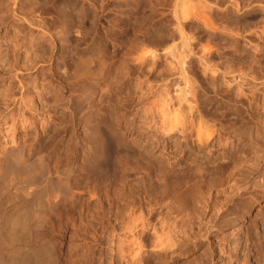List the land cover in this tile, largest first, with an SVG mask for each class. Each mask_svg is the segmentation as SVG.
Returning a JSON list of instances; mask_svg holds the SVG:
<instances>
[{"label": "rangeland", "instance_id": "1", "mask_svg": "<svg viewBox=\"0 0 264 264\" xmlns=\"http://www.w3.org/2000/svg\"><path fill=\"white\" fill-rule=\"evenodd\" d=\"M198 1L0 0V165L13 151L36 148L54 181L57 164L79 166L72 183L86 216L84 223L80 211L69 221L50 217L40 227L32 222L29 230L17 217L24 226L16 219L4 224L11 228L16 221L12 226L24 232H14H28L24 237L31 236L35 247L52 246L59 264H124L118 244L138 239L130 229L139 218L148 230L143 262L136 264H264V91L255 101L236 102L223 83L225 69L264 76V57L257 58L246 39L237 44L231 31L225 36L224 25L243 33L247 27L261 31L263 23L241 6L234 10L240 14L232 10L224 19V0ZM205 3L211 7L209 26L198 15ZM259 31L254 39L264 49ZM95 47L108 62L104 77L78 79L77 62ZM172 47L175 63L168 56ZM174 93L185 100L173 101ZM89 119L105 121L140 156L117 147L106 126L101 152ZM9 173L3 184L14 181ZM19 183L3 188H10L4 201L14 199L16 208L32 200L18 194ZM177 193L181 199L173 197ZM6 234L10 240L12 231ZM23 238L13 245L24 244ZM8 241L4 246L11 248Z\"/></svg>", "mask_w": 264, "mask_h": 264}, {"label": "bare ground", "instance_id": "2", "mask_svg": "<svg viewBox=\"0 0 264 264\" xmlns=\"http://www.w3.org/2000/svg\"><path fill=\"white\" fill-rule=\"evenodd\" d=\"M14 1H16V0H14ZM197 1V0H196ZM205 1H207L208 2V0H205ZM198 2H200V0L198 1ZM201 2H203V1H201ZM210 2V1H209ZM215 2V1H214ZM223 2V1H222ZM224 19H229L230 18V16L228 15L232 10L234 11H236V10H238L239 11V7L241 6L242 7V9L243 8H245L247 11L246 12H248V14H252V13H254V14H256V13H258L259 14V16L261 17V23H263L262 24V26L260 27V30L261 31H259L258 29V31L260 32V35L262 36V35H264V0H224ZM200 4V3H199ZM202 4V3H201ZM221 4V3H220ZM214 5V4H213ZM199 6V5H198ZM200 6H202V5H200ZM213 7V6H212ZM222 8V7H221ZM198 10H199V8H197ZM203 11H202V13L201 14H198L199 16L200 15H202V16H200L201 18H202V22L203 23H205V25L206 26H209L206 22H208V18L210 17V12H211V7H208V5L205 3L204 5H203ZM202 10V9H201ZM200 10V11H201ZM213 11V10H212ZM235 11L233 12V13H235ZM196 12V11H195ZM245 12V11H244ZM243 12V13H244ZM178 13V12H177ZM215 13V12H214ZM232 13V14H233ZM196 14V15H197ZM236 14V13H235ZM238 14H240V13H238ZM238 14H236V15H238ZM245 14V13H244ZM218 15V14H217ZM230 15H231V13H230ZM215 16V15H214ZM229 18H228V17ZM235 16V15H234ZM248 16V15H247ZM217 17V16H216ZM243 17V16H242ZM241 17V18H242ZM180 19V18H179ZM210 19V18H209ZM230 20H234L233 18L232 19H230ZM237 20V19H236ZM211 21V20H210ZM209 21V22H210ZM226 21V20H225ZM228 21V20H227ZM226 21V22H227ZM200 22V21H199ZM238 22V21H237ZM176 23V22H175ZM181 23V22H180ZM231 22L229 21V24H230ZM236 23V22H235ZM210 24V23H209ZM238 24V23H237ZM251 24V23H250ZM227 25V26H226ZM226 25H224L225 27H224V35L225 36H228V35H230L231 34V36H233V38H235V40H236V43L238 42H241V41H243V39L245 40L246 39V41H245V43L249 46L250 45V47H253V48H255L253 51H255L256 50V54H257V58H259L260 59V57H264V49L262 48V45H260L259 43H256V41H258V40H256L255 41V35H256V37H257V34H258V31L256 30H251V28H248V29H250L249 30V32H248V35H247V31H246V29L243 31V33L242 32H240V31H237V30H235V28L237 27H235V28H232V30H230L231 29V26L230 25H228V22H227V24ZM234 25V24H233ZM257 25V24H256ZM228 26H230V29H229V27ZM235 26V25H234ZM240 26V25H239ZM227 27V28H226ZM233 27V26H232ZM253 27H254V25H253ZM213 28V27H212ZM239 28V27H238ZM220 29V28H219ZM228 29H229V32H227L228 31ZM247 29V30H248ZM177 31V30H176ZM230 31H231V33H230ZM242 31V30H241ZM246 31V32H245ZM240 32V33H239ZM160 33V32H159ZM227 33H230V34H228V35H226ZM246 33V34H245ZM160 34H162V33H160ZM176 34V33H175ZM174 34V35H175ZM246 35V36H243V35ZM157 35H158V33H157ZM160 36V35H159ZM163 36V35H162ZM231 36H230V38H231ZM157 37V36H156ZM173 38V37H172ZM171 38V39H172ZM260 38H262V37H260ZM232 39V38H231ZM234 40V39H233ZM260 40V39H259ZM173 42V41H172ZM171 42V43H172ZM176 42V41H175ZM163 44L165 43V42H162ZM237 43V44H238ZM244 43V44H245ZM167 44V43H166ZM174 44V43H173ZM168 45V44H167ZM172 45V44H171ZM200 45V44H199ZM207 45V44H206ZM209 45V44H208ZM234 45V44H233ZM164 45H162V47H163ZM169 46V45H168ZM191 46V45H190ZM245 46V45H244ZM164 47H166V46H164ZM209 47V46H208ZM167 48V47H166ZM166 48H165V50H166ZM170 48V47H169ZM179 48V47H178ZM205 48V47H204ZM211 48V47H210ZM241 48H242V46H241ZM252 48V49H253ZM168 49V48H167ZM175 49V48H174ZM173 49V47H172V49L169 51V55L168 56H171V58L173 59L172 60V62L173 63H175V59H177L178 57H177V53L175 52V50ZM193 49V48H192ZM235 49V48H234ZM243 49V48H242ZM246 49H247V47H246ZM251 49V48H250ZM249 49V50H250ZM164 50V49H163ZM164 50V51H165ZM179 50V49H178ZM185 50V49H184ZM201 50V49H200ZM206 50H208V49H206ZM211 50V49H210ZM232 50V49H231ZM240 50V49H239ZM103 51V50H102ZM244 51V50H243ZM163 52V51H162ZM168 52V51H167ZM186 52V51H185ZM203 52V51H202ZM246 52V51H245ZM180 53L182 54V51H180ZM184 53V52H183ZM199 54V53H198ZM202 54V53H201ZM206 54V53H205ZM208 54H209V52H208ZM254 54H255V52H254ZM167 55V54H166ZM211 55V54H210ZM209 55V56H210ZM248 55V54H247ZM201 56V55H200ZM213 56V55H212ZM246 56V55H245ZM205 57H206V55H205ZM241 57V56H240ZM247 57V56H246ZM252 57V56H251ZM253 57H255V56H253ZM252 57V58H253ZM155 58H157V57H155ZM170 58V59H171ZM182 58V57H181ZM183 58H184V55H183ZM193 58V57H192ZM198 58V57H197ZM207 58V57H206ZM205 58V59H206ZM256 58V59H257ZM169 59V60H170ZM196 59V58H195ZM233 59V58H232ZM258 59V60H259ZM156 60V59H155ZM168 60V61H169ZM183 60V59H182ZM203 60H204V58H203ZM255 60V59H254ZM184 61V60H183ZM205 61V60H204ZM260 61V60H259ZM169 62H171V61H169ZM177 62V61H176ZM197 62V61H196ZM207 62V61H206ZM205 62V63H206ZM209 62V61H208ZM255 62H256V60H255ZM106 63H108L107 61H106V58L102 55V52H101V50L98 48V47H95V49H93V51H92V53H90V55H85L83 58H81L78 62H77V64H76V74H77V78L79 79L80 77H82V76H88V77H90V78H92L93 80H101V78L102 77H104V75H103V72H104V70H105V67H106ZM184 63H186V62H184ZM199 63V62H198ZM201 63V62H200ZM254 63V62H253ZM260 63V62H259ZM204 64V63H203ZM210 64V63H209ZM227 64V63H226ZM94 65V66H93ZM228 65V64H227ZM93 66V68L91 69V67ZM150 66V65H149ZM148 66V67H149ZM172 66V65H171ZM175 66V67H174ZM190 66V65H189ZM204 66H206L205 64H204ZM214 66V65H213ZM173 71H175L176 70V64H174L173 66ZM207 67V66H206ZM234 67V66H233ZM84 69H86V71L84 70ZM168 69V68H167ZM178 69V68H177ZM202 69V68H201ZM206 69V68H205ZM209 69V68H208ZM170 70V69H169ZM168 70V71H169ZM204 70V69H203ZM202 70V71H203ZM210 70V69H209ZM208 70V71H209ZM83 71H85V72H83ZM211 71H212V69H211ZM236 71V70H235ZM235 71H232V70H224V92H225V90H227L229 93H232V94H234L235 95V100H236V102H238V101H240L239 99H241V98H247V99H250V100H254L255 101V97L253 98V96H255V95H259L260 93H263V91H264V76H263V78H260V73H258V72H253V73H250L249 72V74L246 72V73H244L243 71L242 72H235ZM246 71V70H245ZM83 72V73H82ZM189 72V71H188ZM196 72V71H195ZM155 73V72H154ZM186 73V72H185ZM201 73V72H200ZM212 73V72H211ZM218 73V72H217ZM173 75V74H172ZM206 75H208V74H206ZM215 75V74H214ZM210 76H212V75H210ZM161 77V76H160ZM209 77V76H208ZM213 77H215V76H213ZM180 78V77H179ZM161 79V78H160ZM159 79V80H160ZM215 79H217V78H215ZM214 79V80H215ZM219 79V78H218ZM162 80V79H161ZM167 80V79H166ZM190 80H193V79H190ZM212 80V79H211ZM223 81V80H222ZM177 82V81H176ZM192 82V81H191ZM182 83V82H181ZM218 83V82H217ZM150 84V83H149ZM193 84V82L191 83V85ZM196 84V83H195ZM175 85V84H174ZM190 85V83H189V86L192 88L191 90H189L190 89V87H189V91H194V88L192 87ZM162 86V85H161ZM168 87V86H167ZM195 87V86H194ZM151 88V87H150ZM169 88V87H168ZM161 89V88H160ZM195 89H196V87H195ZM167 90V89H166ZM168 91V90H167ZM173 91V90H172ZM146 92V91H145ZM188 92V91H187ZM194 92H196V91H194ZM176 93V92H175ZM174 93V96L173 97H171V98H173V101H175V100H182L183 98H184V100H185V97L183 96H181V95H183V94H181L179 97L178 96H176V94ZM189 93V92H188ZM193 93V92H192ZM226 93V92H225ZM247 93V94H246ZM199 93L197 92V95H198ZM249 94V95H248ZM178 95V94H177ZM190 95H191V93H190ZM193 95H194V93H193ZM230 95V94H229ZM148 96V95H147ZM166 96V95H165ZM161 97V96H160ZM191 97H192V95H191ZM195 97V96H194ZM151 98V97H150ZM166 98V97H165ZM170 98V99H171ZM162 99V98H161ZM168 99V98H167ZM192 99V98H191ZM162 101H163V99H162ZM171 102H173L172 100H170ZM178 101V102H179ZM253 101V102H254ZM143 102V101H142ZM171 102H170V104H171ZM175 102H177V101H175ZM174 102V103H175ZM182 102V101H181ZM196 102V101H195ZM251 102V101H250ZM163 103V102H162ZM165 103V102H164ZM183 103V102H182ZM148 104V103H147ZM152 104V103H151ZM167 104H169V103H167ZM176 104V103H175ZM185 104V103H184ZM150 105V104H149ZM166 105V104H165ZM182 105V104H181ZM174 106V105H173ZM176 106V105H175ZM187 106V105H186ZM191 106H193V105H191ZM190 106V107H191ZM166 108H168L167 106H165ZM147 108V107H146ZM162 108V107H161ZM164 108V107H163ZM193 108V107H192ZM195 108V107H194ZM198 108V107H197ZM156 109V108H155ZM165 109V108H164ZM169 109V108H168ZM168 109H166V110H168ZM173 109V108H172ZM186 109V108H185ZM187 110V109H186ZM192 110V109H191ZM165 111V110H164ZM170 111V110H169ZM175 111V110H174ZM193 111H195V110H193ZM148 112H149V110H148ZM159 112H161V111H159ZM200 112V111H199ZM227 112V111H226ZM169 113V112H168ZM185 113V112H184ZM192 112H190V114H191ZM201 113V112H200ZM225 113V112H224ZM228 113V112H227ZM198 114V113H197ZM232 114V113H231ZM145 115V114H144ZM160 116L161 115H163V114H159ZM181 115V114H180ZM167 116V115H166ZM169 117H170V115H169ZM172 117V116H171ZM181 117V116H180ZM226 117H227V115L225 116L224 115V119H226ZM189 118V117H188ZM182 119V118H181ZM203 120V119H202ZM175 122H176V119L174 120ZM105 122V121H104ZM104 122H100V123H98V122H93L92 120H90L89 119V124H90V128H91V130L93 131V134H94V136L96 137V143H97V145L100 147V149L102 150L101 152H103L104 150H105V141H104V135H103V130L101 129V128H103V126H106L105 127V132L107 133V134H109V135H111L114 139H115V141H116V144H117V147H119V148H123L124 147V149H125V151L126 152H128L129 154H130V156H133V158H137V157H139L140 155H139V153L134 149V148H132V147H130V145H127V144H125V143H123V142H121L120 140H118V137H117V135L115 134V133H113L112 132V129H111V127L107 124H105L104 125ZM160 123V122H159ZM166 123V122H165ZM177 123V122H176ZM186 123H187V121H186ZM199 124V123H198ZM172 125V124H171ZM175 125H177V124H175ZM183 125V124H182ZM192 125V124H191ZM166 127V126H165ZM169 127V126H168ZM171 127V126H170ZM173 127V126H172ZM182 127V126H181ZM193 127V126H192ZM202 127H204L203 125H202ZM174 128V127H173ZM176 128V127H175ZM199 128V127H198ZM104 129V128H103ZM166 129V128H165ZM170 129V128H169ZM172 129V128H171ZM170 129V130H171ZM182 129V128H181ZM184 129V128H183ZM193 129V128H192ZM203 129V128H202ZM202 129H200V130H202ZM204 129H206V128H204ZM207 129H208V127H207ZM160 130V129H159ZM168 130V129H167ZM173 130V129H172ZM185 130H188V129H184V131H183V133H185L186 134V136H188L189 134L188 133H190L191 134V132H189L188 131V133H187V131H185ZM194 130H196V129H194ZM177 131V130H176ZM193 131V130H192ZM175 132V131H174ZM168 133H171L170 131L168 132ZM173 133V132H172ZM193 133V132H192ZM197 133V132H196ZM165 134H166V132H165ZM188 134V135H187ZM198 134V143L200 142V144L201 145H203L206 141H204L203 142V139H202V133L201 132H198L197 133ZM203 134H204V132H203ZM108 135V136H109ZM192 135V134H191ZM205 136H207L206 134H204ZM185 136V137H186ZM195 136V135H194ZM210 136V135H209ZM192 137V136H191ZM190 137V138H191ZM197 137V136H196ZM204 137V136H203ZM209 139V138H211V137H206V139ZM112 139V138H111ZM185 139V138H184ZM188 139H189V136H188ZM188 139H187V141H188ZM192 139V138H191ZM77 140V139H76ZM189 141H191V140H189ZM205 145V144H204ZM256 145V144H255ZM14 152V151H13ZM13 152H11V153H9V154H7L6 156H5V159L3 160V162H4V164L2 163V165H0V264H59L58 263V259H57V255L54 253V250L52 249V246H51V249L50 248H44V246H40V247H35L31 242H30V237H28L27 238V236L26 237H24L25 236V234L27 235V233L25 232V234H23V236H20V234L18 235V233L16 234L14 231L15 230H17L19 227H21V226H16L15 224H17L16 223V221H14L15 222V224H14V226H12V224L14 223V222H10L11 223V228H8V226H6L4 223H5V221L7 220H10V219H16L17 220V218H21V220L23 219V224H24V221L26 222V224H25V226L24 225H22V223L20 222V221H18V222H20L21 224H19V225H22V226H24V229L26 230V228L28 227V230L30 229L29 228V226L31 225V223L32 222H35V224H36V226H37V223L38 222H36V221H40L39 222V225H38V227H40V223L42 224V222H44V221H46L48 218H50V217H52V218H55V219H59V220H68L70 217H72V216H75V214H78V215H80L81 214V216H78V221H80L81 220V222L83 221V223H84V219H85V214H82L81 212H83L84 213V209H82V204H81V198L80 197H77V196H75L76 194H74L76 191V186H75V184H74V186H73V183H72V180L74 179V178H76V176H75V174L77 173H75V171H78V168H80L79 166H76L74 163L76 162V161H74V165H73V167H69L68 166V168H66V167H62V166H60L59 164H57V162H59V160L58 161H56L55 163L57 164V167H55V171H53V172H55L58 176V179H56V181H54V179H53V177H52V173H51V171L49 170V168H48V166H47V164H46V162H45V155H43L42 153H39V151L37 152L36 151V148L35 149H33V150H29L28 152H25V151H23V153H22V151H20L21 153H17L16 151L13 153ZM25 152V153H24ZM105 152V151H104ZM17 153V154H16ZM91 157V156H90ZM141 158V157H140ZM73 159V158H72ZM225 160V159H224ZM65 161H67V159L65 160ZM179 161V160H178ZM69 162V161H68ZM59 163H61V161L59 162ZM70 163V162H69ZM9 165V167H6L5 166V168H4V165ZM65 163H63V165H64ZM86 165V164H85ZM78 167V168H77ZM52 168V167H51ZM50 168V169H51ZM77 168V169H76ZM11 169V170H10ZM11 172H10V171ZM53 170V169H52ZM11 174H10V173ZM10 174V178H11V180H12V178L14 179V181L13 182H17V181H20V183L19 184H17L18 185V187H17V185H16V189L18 190H16V189H13V190H16L17 192H19L18 194H21V196L22 197H24L25 196V198H28V199H32V200H34V201H30V204H27V205H24L23 204V206L22 207H17L16 208V205H15V203H14V199H12L11 197V199L8 201V200H6L7 202H5L4 201V199L6 198V196L5 195H7L8 193H6V192H9L10 191V188H8L9 190L8 191H6L5 189V186L6 185H8L9 187L11 186V184L13 183L12 181V183L10 182V185H9V183H4L3 184V182L2 181H4V182H8V180H9V177L7 178V174ZM54 173V174H55ZM79 173H81V171H79ZM79 173H77V174H79ZM83 174V173H82ZM81 174V175H82ZM5 175H6V177H5ZM89 175V174H88ZM83 177V176H82ZM81 177V178H82ZM86 176H85V174H84V180L85 179H87V178H85ZM5 178H7L6 180H4ZM19 178H20V180H19ZM80 178V179H81ZM92 178V177H91ZM90 177H89V180L90 181H92L91 183L93 184L94 183V185L96 184V181H97V179H96V181H95V178L93 179H91ZM15 179H17V180H15ZM79 179V180H80ZM84 180H83V182H84ZM10 181V180H9ZM87 181H88V179H87ZM1 182H2V185H5V186H1ZM79 182V181H78ZM82 182V181H81ZM83 182H82V185H83ZM91 183H89V184H91ZM78 184V183H77ZM91 184V186H93ZM13 186V185H12ZM89 186V185H88ZM90 187V186H89ZM94 187V186H93ZM92 187V188H93ZM3 188H5L4 190H5V192H4V190H3ZM78 188V187H77ZM96 187H94L93 188V190L95 189ZM87 189V188H86ZM90 189V188H89ZM81 190V189H80ZM91 190V189H90ZM95 191V190H94ZM15 192V191H14ZM80 192V191H79ZM182 192V191H181ZM16 193V192H15ZM92 193H93V191H92ZM183 193V192H182ZM182 193H177L175 196H173V197H175V198H178V199H181L182 198V196H183V194ZM17 194V197H18V199L17 200H19V195ZM79 194V193H78ZM95 194V193H94ZM174 194H175V192H174ZM14 194L12 193V196H13ZM96 195V194H95ZM95 195L92 197V198H94L95 197ZM8 196H10V192H9V194L7 195V198H8ZM20 196V197H21ZM80 196V195H79ZM92 196V195H91ZM16 197V198H17ZM90 197V196H89ZM91 198V197H90ZM20 199H22V198H20ZM24 199V198H23ZM176 200V199H175ZM87 201H89V200H87ZM23 202V201H22ZM27 202H28V200H27ZM175 202V201H174ZM176 202H177V200H176ZM6 204V206H5V204ZM22 204V203H21ZM174 204V203H173ZM85 205H87V204H85ZM169 207V209H170V207L172 208V207H174V206H172L171 205V202L168 204V206H167V208ZM154 209V208H153ZM174 209V208H173ZM132 210V209H131ZM79 211H80V214H79ZM107 211V210H106ZM130 211V210H129ZM85 212H86V210H85ZM152 212V211H151ZM77 216V215H76ZM88 216V215H87ZM17 217V218H16ZM74 218V217H73ZM77 218V217H76ZM71 219V218H70ZM69 219V220H70ZM13 220H11V221H13ZM52 220V219H51ZM68 220V221H69ZM72 220V219H71ZM74 220V219H73ZM87 220V219H86ZM142 220V218H139L136 222H134V224L131 226L132 228L130 229V227H129V229H130V234H132L135 238L136 237H138V239L137 240H135L134 241V243H132L131 241H129L130 243L129 244H127L126 242L124 243V242H122V243H117L118 244V251H116V252H118V257H119V259L121 260V262H123L124 264H136L137 262H143V259H142V249H143V241H144V239H145V237H147L146 236V234H147V230H146V226L144 225V222L142 223V221L140 222V221ZM77 221V220H76ZM9 222H6V224L7 223H9ZM133 222V220L131 221V223ZM146 222V221H145ZM48 223V222H47ZM52 224H54V223H52ZM66 224V223H65ZM8 225V224H7ZM10 225V224H9ZM18 225V224H17ZM73 225V224H72ZM82 225V224H81ZM10 227V226H9ZM35 227V226H34ZM34 227H33V229H34ZM37 227V228H38ZM112 227V226H111ZM149 227V226H148ZM6 229H8L9 231H7ZM20 229V228H19ZM18 229V230H19ZM4 230H6L8 233L6 234V233H3V231ZM10 230L12 231V235L10 236V237H8V238H10V240L8 239V238H6V239H8L9 241H11V248H9L10 247V243H9V245L8 246H6L7 247V249L9 248V252L7 253L6 251H5V249H6V247L4 246V245H6L5 244V242H7V241H5L4 239V237H3V234H6V235H8L9 234V232H10ZM17 230V231H18ZM16 231V232H17ZM19 231H22L21 229L19 230ZM84 231V230H83ZM82 231V232H83ZM109 231V230H108ZM155 232H156V230H154ZM22 232H24V230L22 231ZM30 232V231H29ZM20 233V232H19ZM153 233V232H152ZM18 235V236H16V235ZM22 235V234H21ZM157 235V234H156ZM5 236V235H4ZM35 236V235H34ZM37 236H38V234L36 235V238H37ZM63 236V235H62ZM132 236V237H133ZM18 237L19 238H27L26 240H24L23 242H25L24 244L22 243V245H20V246H15V245H13V242L14 241H18L17 239H18ZM33 237V236H32ZM39 237V236H38ZM131 237V238H132ZM23 238V239H24ZM41 238V237H40ZM23 239H19L20 240V242H22L21 240H23ZM35 239V238H34ZM100 239V238H99ZM127 239V238H126ZM167 239V238H166ZM59 240V239H58ZM83 240V239H82ZM130 240V239H129ZM158 240V239H157ZM8 241V242H9ZM49 241V240H48ZM159 241H160V239H159ZM162 241V240H161ZM19 242V243H20ZM156 242V241H155ZM167 242V241H166ZM37 243H39V242H37ZM36 243V244H37ZM162 243V242H161ZM164 243V242H163ZM21 244V243H20ZM110 244V243H109ZM124 244L126 245V246H124ZM166 244V243H165ZM164 244V245H165ZM50 245V244H49ZM160 245V244H159ZM162 246V245H161ZM5 247V248H4ZM49 247V246H48ZM159 247V246H158ZM165 247V246H164ZM172 247V246H171ZM162 248V247H161ZM6 249V250H7ZM110 249V248H109ZM131 249L132 250H135V251H131ZM168 249V248H167ZM166 249V250H167ZM93 250V249H92ZM111 250V249H110ZM164 250V249H163ZM6 252V254H5V252ZM133 253V255H132V253ZM134 252H136L135 254H134ZM44 254H46V256L48 257V259H46L45 257L46 256H43ZM40 255H41V257H40ZM113 255V254H112ZM42 256L45 258H42ZM93 259V258H92ZM115 260V259H114ZM145 262V261H144Z\"/></svg>", "mask_w": 264, "mask_h": 264}]
</instances>
